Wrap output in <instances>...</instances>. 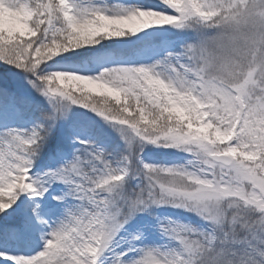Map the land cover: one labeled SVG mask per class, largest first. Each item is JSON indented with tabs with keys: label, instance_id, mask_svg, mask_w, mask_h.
I'll return each mask as SVG.
<instances>
[{
	"label": "snow or ice",
	"instance_id": "obj_1",
	"mask_svg": "<svg viewBox=\"0 0 264 264\" xmlns=\"http://www.w3.org/2000/svg\"><path fill=\"white\" fill-rule=\"evenodd\" d=\"M164 26L189 30L191 42L95 75L72 64L106 41L155 47L145 30ZM0 65L27 81L0 78V115L32 121L0 129L2 264H100L107 251L111 264H264V0H0ZM73 106L114 128L123 148L62 132ZM142 144L182 149L195 163H145ZM165 204L209 228L161 225L179 245L168 251L125 259L112 248L138 213ZM37 220L48 228L42 251L4 248Z\"/></svg>",
	"mask_w": 264,
	"mask_h": 264
},
{
	"label": "rangeland",
	"instance_id": "obj_2",
	"mask_svg": "<svg viewBox=\"0 0 264 264\" xmlns=\"http://www.w3.org/2000/svg\"><path fill=\"white\" fill-rule=\"evenodd\" d=\"M112 0H109L111 3ZM126 4L149 5L155 4L158 0H121ZM147 32H155L153 46L126 47L113 45L111 41L107 42V47L98 49L90 53L89 58L83 61L72 62L74 67L83 71L86 75H95L102 70L103 67L116 66H138L140 64H152L157 59L163 58L167 51L172 50L170 45L174 42L177 46L182 45L184 41L191 42L190 37L193 35L189 30H178L171 26H164L161 29H148ZM143 35V33L139 34ZM134 39V38H133ZM51 70V69H48ZM10 78L20 80L27 83L23 75L18 70L10 67L0 66V78ZM30 87V86H29ZM43 103L42 98H38ZM31 120L27 117H18L15 115H0V127H29ZM62 132H66L69 136L79 137L80 139L91 140L94 143L106 142L112 145L119 144L123 148L122 141L119 140V134L109 124L104 122L102 118L92 113L88 109L73 106L68 117L60 125ZM71 143V141L69 142ZM72 147H79L78 144H72ZM70 151V150H69ZM139 158L148 164L166 165V166H186L189 161L195 163L193 155L182 149L164 147L163 145L142 144L136 149ZM55 154V142L47 146L45 154L40 160V164L48 162V157ZM70 158V157H69ZM138 181L131 180L129 186L134 187ZM60 189L64 186L60 185ZM57 195L61 192L55 193ZM52 207H57L58 202L50 200ZM61 210L57 208L59 213ZM43 220H49L48 215H42ZM57 216H52V220H56ZM169 222L184 224L195 227L199 230H207L208 222L204 221L196 214L180 207L171 205L152 206L142 213H138L131 220L125 229L121 231L112 248L117 251H127L128 255L125 259L134 258L139 255L140 248H159L162 251H168L178 248V243L167 236L161 228V225ZM48 231L47 225L37 220L32 223L23 233L19 235H11L4 243V248L11 254L16 255H35L44 247V235ZM133 236H139L138 240H132ZM130 249H134L130 251ZM112 252L107 251L100 257V264H111ZM2 264V262H0Z\"/></svg>",
	"mask_w": 264,
	"mask_h": 264
},
{
	"label": "trees",
	"instance_id": "obj_3",
	"mask_svg": "<svg viewBox=\"0 0 264 264\" xmlns=\"http://www.w3.org/2000/svg\"><path fill=\"white\" fill-rule=\"evenodd\" d=\"M106 43V45H107V42H105ZM97 48L99 49V47L97 46ZM0 66H2V67H7V65H0ZM9 67V66H8ZM0 129H2V127H0ZM52 142H50V144H51ZM44 154H45V152H44ZM129 183H130V180H129Z\"/></svg>",
	"mask_w": 264,
	"mask_h": 264
}]
</instances>
